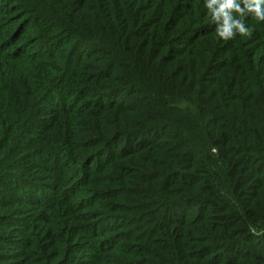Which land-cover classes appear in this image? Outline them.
I'll list each match as a JSON object with an SVG mask.
<instances>
[{
	"label": "trees",
	"instance_id": "trees-1",
	"mask_svg": "<svg viewBox=\"0 0 264 264\" xmlns=\"http://www.w3.org/2000/svg\"><path fill=\"white\" fill-rule=\"evenodd\" d=\"M203 0H0V264H264V23Z\"/></svg>",
	"mask_w": 264,
	"mask_h": 264
},
{
	"label": "clouds",
	"instance_id": "clouds-1",
	"mask_svg": "<svg viewBox=\"0 0 264 264\" xmlns=\"http://www.w3.org/2000/svg\"><path fill=\"white\" fill-rule=\"evenodd\" d=\"M203 8L215 25L216 36L228 41L250 34L245 19L264 23V0H203Z\"/></svg>",
	"mask_w": 264,
	"mask_h": 264
}]
</instances>
